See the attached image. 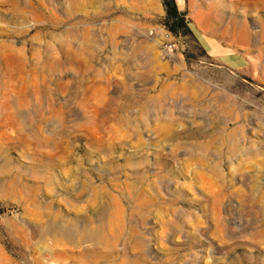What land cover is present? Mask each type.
Returning <instances> with one entry per match:
<instances>
[{"label": "rangeland", "instance_id": "rangeland-1", "mask_svg": "<svg viewBox=\"0 0 264 264\" xmlns=\"http://www.w3.org/2000/svg\"><path fill=\"white\" fill-rule=\"evenodd\" d=\"M0 0V264H264V0Z\"/></svg>", "mask_w": 264, "mask_h": 264}, {"label": "trees", "instance_id": "trees-1", "mask_svg": "<svg viewBox=\"0 0 264 264\" xmlns=\"http://www.w3.org/2000/svg\"><path fill=\"white\" fill-rule=\"evenodd\" d=\"M164 6L166 10L165 21L170 26V30L177 33L178 29L186 27L185 18L179 12L175 0H164Z\"/></svg>", "mask_w": 264, "mask_h": 264}]
</instances>
